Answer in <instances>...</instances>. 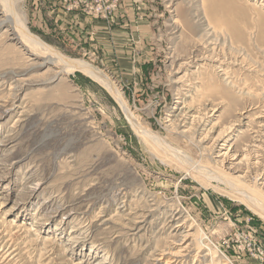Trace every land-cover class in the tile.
I'll return each instance as SVG.
<instances>
[{
    "label": "rangeland",
    "instance_id": "obj_1",
    "mask_svg": "<svg viewBox=\"0 0 264 264\" xmlns=\"http://www.w3.org/2000/svg\"><path fill=\"white\" fill-rule=\"evenodd\" d=\"M14 2L33 34L101 69L142 125L187 157L145 142L108 89L33 56L0 25V264H165L185 218L218 255L195 236L175 264H258L264 212L235 188L264 202V142L246 151L264 130V0H143L141 36L113 54L93 31L59 29L47 0ZM220 11L236 17L217 22ZM212 35L233 61L220 75L203 59ZM187 107L203 121L182 133ZM229 127L225 147L215 143ZM228 147L249 155L230 165Z\"/></svg>",
    "mask_w": 264,
    "mask_h": 264
},
{
    "label": "bare ground",
    "instance_id": "obj_2",
    "mask_svg": "<svg viewBox=\"0 0 264 264\" xmlns=\"http://www.w3.org/2000/svg\"><path fill=\"white\" fill-rule=\"evenodd\" d=\"M261 5H264V2H261ZM17 8V6H16ZM15 8V2L14 0H0V14H2L4 16V19L0 18V25H4V24H10V30L12 31L11 34L13 35H18L19 39H20V43H22V46L25 48V50L30 51V53L37 57V58H42L44 62L46 63H52L53 65H58L62 71H64V73L69 74L72 73L74 71H81L83 73H85L86 75L92 77L94 80H96L97 82H99L101 85H103L106 89H108V91L111 92V94L116 98V100L119 102V104L121 105V107L123 108L125 114L128 117V120L130 121L131 126L133 127L135 133L140 136L145 142H150L153 144L152 145H156L159 148H165L168 152H170L172 155L175 156V158L177 157L178 159H180L182 161V156L187 157L183 154V152H181L179 149H177L176 147H173L172 145L168 144L164 139L161 138V136L155 134L154 132L150 131L149 129H147L146 127H144L142 125V123L136 118V116L130 111L128 104L126 103L123 93H121L120 89L115 85L114 81L111 80V78H109L107 75H105V73L89 64L86 63L85 61H83L82 59H78V58H72L69 56L64 55L63 53H61L59 50H57L56 48H54L53 46L45 43L43 40H41L40 38H38L35 34H33L29 27L27 26V23L25 21V19L20 16L17 12ZM234 10V9H233ZM222 11V10H221ZM218 13L219 17H216V21L218 19L217 22H220L221 20H219V18L221 19V17L223 19H227V18H234L236 17V13L232 12V11H227V13H225L224 11ZM264 20V19H263ZM205 33V32H204ZM211 33V32H210ZM206 37L209 35V33H205ZM213 37V35H212ZM18 39V38H17ZM221 41V39H220ZM222 43V42H221ZM225 43V42H224ZM206 44V50L203 53V59L208 60L209 62L213 63L212 67L215 68V72L216 74L220 75V72L223 73V70L226 69L225 66L227 65V63H232L233 61L230 60V57L228 56V53H226L227 51H225V47L223 48V46L218 49L217 46L219 44V37L216 35L215 38H211L208 37L207 40L205 41ZM226 45V43H225ZM204 46V45H203ZM219 47V46H218ZM24 50V51H25ZM194 58V57H193ZM192 59V58H191ZM41 60V59H40ZM197 60V59H196ZM195 61V60H194ZM205 61V60H204ZM196 62V61H195ZM207 62V61H206ZM205 62V63H206ZM197 63V62H196ZM194 64V63H193ZM190 65V64H189ZM228 68V67H227ZM234 69V68H233ZM227 77H230L227 73H224ZM221 78V77H220ZM228 84V83H227ZM190 91V90H189ZM192 91V90H191ZM187 94V93H186ZM212 94V93H211ZM206 100V99H205ZM188 106V105H187ZM207 109V108H206ZM205 109V110H206ZM211 109V108H210ZM209 109V110H210ZM215 109V108H214ZM181 112V111H180ZM179 112V113H180ZM201 112V111H199ZM206 113V112H205ZM181 114V113H180ZM177 115V114H176ZM175 115V116H176ZM203 115V114H202ZM201 115V116H202ZM179 116V115H177ZM209 117V116H208ZM173 119V118H172ZM205 119V118H204ZM179 126L181 128H187L189 124V120H191V127L193 128L192 125L195 124V122L199 121L200 123L203 121V116L202 117H198L195 116L193 113V109L190 107H187L186 109L183 110L182 114L179 117ZM173 121L175 122V120L173 119ZM171 121V122H173ZM206 121V120H205ZM170 122V124H171ZM177 124V123H176ZM201 125V124H200ZM172 126V124L170 125ZM175 126V125H174ZM175 127H173L172 129L174 130ZM179 128V127H178ZM184 129L182 131V133L184 132H188V130L190 129ZM230 128L232 129V127L227 128L226 130L219 132L215 137H214V142L217 143L218 145H221L222 147H225V143L227 142V139L229 134H230ZM194 129V128H193ZM197 129V128H196ZM195 129V130H196ZM234 129V128H233ZM178 130V129H177ZM180 130V129H179ZM261 130V129H260ZM190 131V130H189ZM213 131V130H212ZM257 132V131H256ZM192 135V134H190ZM257 135V133H256ZM184 136V135H183ZM194 137V136H193ZM264 138V130L260 133H258L257 135V139L255 141V143H253L252 145H249V147L246 149V151L250 152V156L257 152L258 150H260V145L259 142H264L263 140ZM255 139V137H254ZM183 151V150H182ZM258 154V153H257ZM221 157H223L222 161L224 159H229L230 161L227 162L230 165H235L236 167H238L237 165L241 164L244 160V158L248 157L249 154H247V156H243L240 157L237 154H234L232 152V150L228 147V148H224L221 152ZM241 155V154H240ZM189 158V157H188ZM253 159V158H252ZM182 162H185L184 160ZM246 162V161H245ZM225 163V162H224ZM182 164V163H181ZM253 164V163H252ZM244 165V164H243ZM240 166V165H239ZM228 167V166H227ZM234 167V166H233ZM235 167V168H236ZM232 168V167H231ZM234 169V168H233ZM264 170V169H263ZM202 174V173H201ZM206 174V173H205ZM203 177V176H202ZM212 177V175H211ZM219 179V181L226 183V187H228V189L230 188L231 185V181L228 180L227 177H224L222 175H217L215 176ZM214 178V177H212ZM227 178V179H226ZM216 179V178H215ZM217 180V179H216ZM228 183V184H227ZM230 183V184H229ZM225 185V184H224ZM234 186V184H233ZM231 189V188H230ZM235 192L238 195V199H242L246 202H248L247 204L250 206L249 203H254L256 205H258V207H262L261 209H263L264 212V202L255 197L254 195H252L250 192H246V191H237V189L235 188ZM234 192V193H235ZM237 199V200H238ZM253 204V206H254ZM255 205V206H256ZM248 206V207H249ZM254 206V208L256 209V207ZM252 207V206H251ZM150 210V209H149ZM152 210V209H151ZM253 210V207H252ZM257 211V210H256ZM146 213V212H145ZM152 213V211H151ZM175 213V212H174ZM181 216V215H180ZM169 217V216H168ZM173 217V216H172ZM171 217V218H172ZM264 219V215L261 216ZM177 218V217H176ZM13 219V218H12ZM181 219V218H180ZM176 219H174L175 221ZM131 221V220H130ZM180 221V220H179ZM179 221H176V225H174V229H175V233H179L178 234V239L175 240V242L173 243V247L172 248H176L177 251L173 252V251H169L166 254L170 255V257L168 259H166L165 264H175L177 262V259H173L174 257L178 256V255H182L183 252L187 251V249H189L191 247L192 241H194V237L198 236L197 238H199V241L201 242V244H203L206 249H207V254H211L212 255V260L214 258L217 257L218 255V249L217 248H212L210 245V243L204 244V240L207 238L206 237V233L203 231V229L198 228L195 229V231H193L194 229V222H188V220L185 218L182 222L179 223ZM17 225V224H16ZM173 227V226H172ZM177 235V234H176ZM175 237V238H177ZM46 239V238H45ZM209 239V238H208ZM211 240V239H210ZM172 244V243H171ZM195 244V241H194ZM195 246V245H194ZM215 246V245H214ZM201 247V246H200ZM199 247V248H200ZM169 249V248H168ZM191 249V248H190ZM197 249V248H196ZM192 250V249H191ZM12 251V250H11ZM190 251V250H189ZM195 251V250H194ZM199 252V251H198ZM200 253V252H199ZM206 254V255H207ZM165 254H162V256H164ZM183 256V255H182ZM198 257V256H197ZM195 257V260L196 258ZM205 257V255H204ZM203 257V259H204ZM186 258V257H185ZM184 258V259H185ZM188 258V257H187ZM209 258V257H208ZM228 258V257H227ZM181 259V258H180ZM202 259V258H201ZM200 260V259H199ZM198 260V261H199ZM206 260V259H205ZM204 260V261H205ZM229 260V259H228ZM215 261V260H214ZM101 262V261H100ZM99 262V263H100ZM185 262V261H184ZM218 262V261H217ZM179 263V262H178ZM197 263V262H196ZM202 262H200L201 264ZM206 263V261H205ZM182 264V263H181ZM186 264V262H185ZM213 264V263H210Z\"/></svg>",
    "mask_w": 264,
    "mask_h": 264
},
{
    "label": "crops",
    "instance_id": "obj_3",
    "mask_svg": "<svg viewBox=\"0 0 264 264\" xmlns=\"http://www.w3.org/2000/svg\"><path fill=\"white\" fill-rule=\"evenodd\" d=\"M142 1L122 0L121 6L110 22L104 19H91L79 11H67L62 0H47V3L51 8L50 16H53L59 29L73 36L79 31L83 37L88 39L90 31H93L91 32L93 41L109 45L112 47L113 54L114 50L119 53L120 48L130 49V45L136 38L133 35L139 33L141 36V29L146 22L141 16L143 14Z\"/></svg>",
    "mask_w": 264,
    "mask_h": 264
},
{
    "label": "built area",
    "instance_id": "obj_4",
    "mask_svg": "<svg viewBox=\"0 0 264 264\" xmlns=\"http://www.w3.org/2000/svg\"><path fill=\"white\" fill-rule=\"evenodd\" d=\"M62 2L67 11H84L90 17L106 21L112 19L121 4V0H62ZM261 253L263 255L259 257L256 253L253 254L259 258L258 264H264V252Z\"/></svg>",
    "mask_w": 264,
    "mask_h": 264
}]
</instances>
